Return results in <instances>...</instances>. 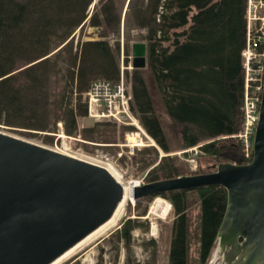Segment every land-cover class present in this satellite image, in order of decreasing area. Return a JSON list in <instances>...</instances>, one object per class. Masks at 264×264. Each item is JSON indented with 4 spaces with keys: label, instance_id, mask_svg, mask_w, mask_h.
<instances>
[{
    "label": "trees",
    "instance_id": "obj_1",
    "mask_svg": "<svg viewBox=\"0 0 264 264\" xmlns=\"http://www.w3.org/2000/svg\"><path fill=\"white\" fill-rule=\"evenodd\" d=\"M90 2L0 0V122L51 131L61 121L64 132L73 135L77 118L87 114V104L85 100L81 102V95L91 81L118 78V58L104 39L82 41L73 50L72 33L87 21ZM128 3L127 15L132 16L133 24L146 29L142 37L147 43L148 75L145 80L140 68L133 67L131 84V109L139 114L146 131L165 150L167 126L180 137L183 148L203 142L200 150L204 155L221 157L233 155L236 146L240 152L237 157L241 159V144L233 135L242 130L245 68L241 52L246 42V0H137L135 4L129 0ZM119 24V12L106 4L100 15L89 17V25L106 28L102 37L108 36V32L118 33ZM180 28L183 29L178 31ZM255 50L263 53L264 42ZM63 51L68 65L67 81L76 83L73 105H70L72 89L70 98L65 96L64 89L51 100L55 94L51 91L50 77L57 73L55 67ZM248 89L253 92L251 83ZM154 90L159 101L155 100ZM163 115L167 119L163 120ZM121 126L124 130L133 128ZM169 160L161 158L146 173L148 180L177 174V167L168 164ZM187 190H195L199 199V245L193 264H205L225 210L226 190L216 184ZM187 190L160 193L169 198L176 214L169 264H190ZM134 221L127 218L119 230H114L117 241L129 243Z\"/></svg>",
    "mask_w": 264,
    "mask_h": 264
},
{
    "label": "water",
    "instance_id": "obj_2",
    "mask_svg": "<svg viewBox=\"0 0 264 264\" xmlns=\"http://www.w3.org/2000/svg\"><path fill=\"white\" fill-rule=\"evenodd\" d=\"M131 53L132 67H145V43L134 42ZM213 167L133 185L132 196L221 185V264H264V71L249 162ZM122 194L104 166L0 131V264L51 263L108 220Z\"/></svg>",
    "mask_w": 264,
    "mask_h": 264
},
{
    "label": "rangeland",
    "instance_id": "obj_3",
    "mask_svg": "<svg viewBox=\"0 0 264 264\" xmlns=\"http://www.w3.org/2000/svg\"><path fill=\"white\" fill-rule=\"evenodd\" d=\"M128 1L91 0L86 10L87 21L82 25V27H77L72 33V46L73 50H76V48L79 47V44L82 41L104 39L112 50L113 54H115L118 58V78L120 76H123L128 89L131 91L132 71L134 69L132 67L131 45L132 43L138 41L144 42L145 44L147 43L146 40L142 37V35L145 34L146 29L137 27L136 24H133L132 16L130 14L127 15L130 6V3H128ZM136 2L137 0H133L132 4H135ZM104 4H106L108 7H111V9L113 8L115 13L119 12L120 24L118 33L108 32V36L102 37L101 34L106 31V28L104 26L89 25V17L90 15L96 13L100 15V9ZM189 23L190 21L183 28L187 27ZM252 27L255 28L257 27V25L253 24ZM183 28L178 29V31L182 30ZM117 46L118 49L116 48ZM54 50L52 52H54ZM251 51L254 54V51L252 49ZM254 55V59H256V61H259L261 59V56H257L256 54ZM62 58H64V61L62 60ZM65 59L66 54L63 51L61 56L57 60V64L55 67L57 73L52 74L50 77L51 91L53 94H55V96L51 97V100L54 97L62 94V91L65 89L66 92L63 91V93H65V96L69 98L71 95L70 105H73L75 104V100L77 97V93L74 89L76 83L75 81H67L66 75L68 65L66 64ZM244 59L246 61L247 56H244ZM140 72L141 74H143L146 80V77L148 75L146 65L145 67L140 68ZM118 78L116 80H118ZM71 89L72 94L69 93ZM252 90L254 91V89ZM154 93L155 100L159 101L157 90H154ZM248 93H250V96H248L250 101L254 98V96L251 95L253 94L251 90H249ZM81 102H84L83 94L81 95ZM156 106H158L156 113L159 114L158 109L160 108V105L158 104V102ZM133 114L139 119V114L137 112L133 111ZM162 118L163 120L167 119L165 115H163ZM111 122L113 121H109V123ZM105 123H107V120L103 118L95 120L94 118L88 117L86 114V116H79L77 118V129L73 135H67L64 132V126L61 121H58L55 128H52L51 131L24 128L17 126V124L10 125L1 121L0 131L46 146L51 149H69L74 151L80 150L86 154L93 156H99L97 154L100 153L112 155L120 149L119 146H116V143H120L124 140L126 131L122 129L121 125ZM140 124V130L136 129V131H134V128H129V130H133V133L129 132L128 134L135 135L138 133L145 145H139L135 147L132 154H123V156L117 160V168L121 171V173H123L125 180L132 178L137 179L140 181V184L150 181L146 177V173L149 172L154 166H156V164L163 157L169 158L170 160L168 164L177 167L178 170L177 174L169 176V178L182 174L190 175L210 172L212 171L211 167H213V165L218 162L236 161L240 159L239 157H237L240 152L235 149L236 146H233V155L231 153H228L221 157L204 155L200 150V146L203 142H200L188 148H183L180 137L178 135H174L167 126L164 128L165 143L167 147V150H165L146 131L141 121ZM243 124L244 113L242 112V125ZM90 128L92 130L88 131V129ZM62 133L64 134V136L61 135ZM234 137L241 144V150L243 151V163L249 162L252 155L253 135H249L247 138V142H251V144L248 146H246L244 139L239 138L237 134L234 135ZM149 138H152L154 140V145L151 144ZM160 150H162V153L160 152ZM185 151L187 152L185 153ZM246 154H250V156L246 157ZM163 178L168 177L160 176L158 179ZM165 195H168V193H165ZM157 196H159V198L170 205V209L166 216L159 217L157 216V214H150L149 216H147L150 210V206L155 200V197H151L150 199H148L145 196L136 199L137 201L134 200L133 203L128 202L125 207L124 215L114 228L109 230L104 235L98 237L94 241L88 243L83 248H80L60 264H169V247L173 232V222L176 214L174 211V207L172 206L171 201L167 196H163L160 194ZM186 198L188 200L186 208L189 232L188 256L190 264H193L195 262V258L197 257L199 245V199L195 190H187ZM127 218L135 220V226H133L129 231V243L127 245H123L121 242L116 240L114 230H119L122 227V223ZM153 222L157 227V234L155 236L150 235V229ZM116 244H119L120 246L118 257H116ZM126 246H128V248H126ZM215 246L216 242L205 264H221V255L219 254V251L217 247L215 248Z\"/></svg>",
    "mask_w": 264,
    "mask_h": 264
},
{
    "label": "built area",
    "instance_id": "obj_4",
    "mask_svg": "<svg viewBox=\"0 0 264 264\" xmlns=\"http://www.w3.org/2000/svg\"><path fill=\"white\" fill-rule=\"evenodd\" d=\"M245 21L249 33L253 28V24H255L257 25L256 32H259L261 36L264 35V0H246ZM252 45H255L254 41H252ZM251 49L252 46L248 43L247 49L243 52V54L247 56V59L254 56ZM261 69L262 65L258 61L257 70L260 71ZM83 96L87 104L88 117L94 118L95 120L103 118L107 121H113L117 125L134 126V131H136V129H141L140 121L133 114L131 109L132 94L123 76H120L118 80L115 81L103 78L93 79L88 89L83 93ZM258 100L256 96L250 101L248 96L245 98L243 106L244 124L237 136L244 139L246 146L251 144V142H247V138L249 135H253L258 119ZM125 131L124 140L120 143H116V145L120 147L116 153L112 155L106 153L97 154L104 158V160L111 161L116 167L118 165L117 160L120 159L123 154H132L136 147L132 146L128 141H125L128 133H133V130L127 129ZM245 156L249 157L250 154H246Z\"/></svg>",
    "mask_w": 264,
    "mask_h": 264
},
{
    "label": "bare ground",
    "instance_id": "obj_5",
    "mask_svg": "<svg viewBox=\"0 0 264 264\" xmlns=\"http://www.w3.org/2000/svg\"><path fill=\"white\" fill-rule=\"evenodd\" d=\"M252 41L255 42V45H251ZM138 42H140V41H138ZM263 42H264V35L261 36L259 32H256V27L252 28L250 33H249L248 29H247V25H246V42H245V48L242 50L241 55L243 56V58H244V56L246 57V55L243 54V52L247 49L248 43H249L250 46H252V50L254 51V54H256L257 56H261V59L260 60L258 59V60H259L260 64L262 65V69L260 71L257 70L258 61H256V59H254L255 55L250 59H246V61L244 59L245 87H244L243 99H242V105H241L242 112H243V106H244L245 98H246V96H250V93H248L249 92V89H248L249 83L252 84V89H254L253 94H251V95L258 97V99H259L258 102H260L261 91H262L263 71H264V52L258 53L255 49L258 45H260ZM131 55H132V53H131ZM145 56H146V44H145ZM131 94H132V92H131ZM61 135L64 136L63 133ZM149 140L151 141V144H153V145L155 144V142L152 138H149ZM125 141H128L132 146H136V147L139 145H145L141 136L138 133L135 135L134 134L133 135L128 134ZM54 150H57V149H54ZM57 151L62 152V153H66V154H69L72 156H76V157H79V158H82V159H85L88 161L91 160L97 164L104 166L122 184L123 194H122V198L118 202L116 208L114 209L111 217L108 220H106L105 222L100 224L97 228H95L93 231H91L89 234H87L81 240L76 242L73 246H71L69 249H67L64 253H62L60 256H58L55 260H53L49 264H60L64 260L68 259L77 250H79L80 248H83L88 243L94 241L98 237L104 235L109 230L114 228L119 223L122 216L124 215V213H125L124 211H125V207H126L127 203L128 202L133 203L135 200L132 196L133 185L140 184V181L137 179L132 178V179L125 180L123 173H121V171L111 161L104 160V158H102V157L89 155V154H86L80 150L74 151V150L68 149V150H57ZM160 152L162 153V150H160ZM213 169H212V171H213ZM181 190H183V189H181ZM169 209H170V205L167 202H165L164 200L159 198V196H155V200L152 202L147 216H149L150 214H154V215L157 214V216H159V217H164L168 213ZM156 234H157V227H156L155 223L153 222L151 225V229H150V235L155 236Z\"/></svg>",
    "mask_w": 264,
    "mask_h": 264
},
{
    "label": "flooded vegetation",
    "instance_id": "obj_6",
    "mask_svg": "<svg viewBox=\"0 0 264 264\" xmlns=\"http://www.w3.org/2000/svg\"><path fill=\"white\" fill-rule=\"evenodd\" d=\"M214 167H212V169H213ZM214 170V169H213ZM168 192V191H167ZM119 242H121L123 245L125 244L124 243V240H120ZM126 248H128V246H126ZM116 249H117V253H118V255H119V251H120V246H119V244L117 245L116 244Z\"/></svg>",
    "mask_w": 264,
    "mask_h": 264
}]
</instances>
